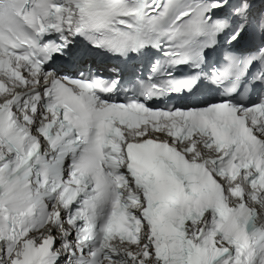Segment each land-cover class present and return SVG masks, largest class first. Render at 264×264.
Listing matches in <instances>:
<instances>
[{"label":"snow or ice","instance_id":"obj_1","mask_svg":"<svg viewBox=\"0 0 264 264\" xmlns=\"http://www.w3.org/2000/svg\"><path fill=\"white\" fill-rule=\"evenodd\" d=\"M93 49L164 59L127 87L56 67ZM61 257L264 264V0H0V264Z\"/></svg>","mask_w":264,"mask_h":264}]
</instances>
